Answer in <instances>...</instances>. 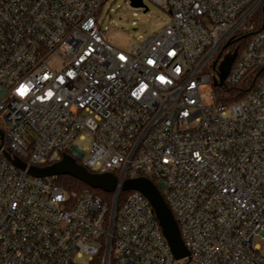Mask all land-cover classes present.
<instances>
[{
  "label": "built area",
  "instance_id": "1",
  "mask_svg": "<svg viewBox=\"0 0 264 264\" xmlns=\"http://www.w3.org/2000/svg\"><path fill=\"white\" fill-rule=\"evenodd\" d=\"M106 1L0 0V264H98L102 250V264H264V78L238 101L215 92L226 52L223 86L264 65V24L249 25L264 0H151L171 21L129 49L99 26ZM64 156L120 185L155 180L189 257L142 193L113 211L28 172Z\"/></svg>",
  "mask_w": 264,
  "mask_h": 264
},
{
  "label": "water",
  "instance_id": "2",
  "mask_svg": "<svg viewBox=\"0 0 264 264\" xmlns=\"http://www.w3.org/2000/svg\"><path fill=\"white\" fill-rule=\"evenodd\" d=\"M131 5L135 8H145L146 10V6L142 0H131ZM234 60L235 54L233 57L223 60L219 65L218 81L215 82V85H224ZM16 165L21 169H26L24 163L16 162ZM28 172L36 177L69 175L94 189L112 193L114 194L113 211L116 209L120 191H138L142 193L153 206L164 236L176 259L189 257V251L183 243L178 224L160 190L151 180L146 178L129 179L120 185V180L114 174L91 173L68 156H64L58 163L45 168L31 167L28 169Z\"/></svg>",
  "mask_w": 264,
  "mask_h": 264
},
{
  "label": "rangeland",
  "instance_id": "3",
  "mask_svg": "<svg viewBox=\"0 0 264 264\" xmlns=\"http://www.w3.org/2000/svg\"><path fill=\"white\" fill-rule=\"evenodd\" d=\"M148 8H135L131 0H107L97 13L99 26L107 31L108 39L119 48L129 49L136 39H146L159 33L171 21V14L163 7L153 3L151 0H144ZM234 53H225L224 60L233 57ZM92 137L85 134V139L77 141L76 144L86 149L91 146ZM264 251V240L261 237L255 238ZM78 264H90L87 256L77 258Z\"/></svg>",
  "mask_w": 264,
  "mask_h": 264
},
{
  "label": "trees",
  "instance_id": "4",
  "mask_svg": "<svg viewBox=\"0 0 264 264\" xmlns=\"http://www.w3.org/2000/svg\"><path fill=\"white\" fill-rule=\"evenodd\" d=\"M253 23L257 24V28H261L264 24V5L259 9L256 13L255 17L249 22V25ZM250 33L244 34L241 33L237 38V41L233 42V47H239L243 49L248 42ZM213 72H217V69L213 70ZM264 78V65L262 67L253 68L249 73L244 77V79L235 86L229 87L225 86H217L215 85V92L217 94V101L218 102H234L243 99L256 85V83ZM154 184L156 183L153 180ZM58 184L62 186L65 191L68 193L70 200L73 202L76 200L78 195L85 189L90 190L95 195L99 196L104 202L108 203L111 207L113 204V194L104 192L100 189H94L89 185L81 182L80 180L73 178L69 175H62L58 178ZM162 196L164 197L165 194L162 190H160ZM130 193V191L122 192L119 200H118V207L122 205L126 196ZM103 255L104 250L100 253L99 257L97 258V263L102 264L103 262Z\"/></svg>",
  "mask_w": 264,
  "mask_h": 264
}]
</instances>
